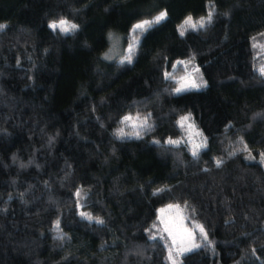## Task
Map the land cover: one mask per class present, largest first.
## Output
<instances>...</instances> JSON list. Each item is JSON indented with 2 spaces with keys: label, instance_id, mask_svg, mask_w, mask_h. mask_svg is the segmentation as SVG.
<instances>
[{
  "label": "trees",
  "instance_id": "trees-1",
  "mask_svg": "<svg viewBox=\"0 0 264 264\" xmlns=\"http://www.w3.org/2000/svg\"><path fill=\"white\" fill-rule=\"evenodd\" d=\"M0 25V264H264V0H0ZM182 63L200 89L175 92ZM130 116L146 127L121 137ZM183 117L195 155L168 143ZM169 205L199 245L183 256Z\"/></svg>",
  "mask_w": 264,
  "mask_h": 264
},
{
  "label": "rangeland",
  "instance_id": "rangeland-1",
  "mask_svg": "<svg viewBox=\"0 0 264 264\" xmlns=\"http://www.w3.org/2000/svg\"><path fill=\"white\" fill-rule=\"evenodd\" d=\"M169 16L166 15L165 19H167ZM163 19V20H165ZM154 20V19H153ZM151 20V21H153ZM162 20V21H163ZM185 21V20H184ZM183 21V22H184ZM161 22V21H160ZM183 22L181 24H183ZM143 23V22H142ZM140 24V23H139ZM157 23H154L152 25H155ZM180 24V25H181ZM151 25V26H152ZM150 26V27H151ZM150 27L146 26L145 30H139L136 29L130 37V45L124 50L121 58L125 60V57L129 54V48L132 47V55L134 54L135 48L137 44L139 43L138 38L135 35H139L141 32L146 31ZM116 42V41H115ZM117 44V43H116ZM116 44H112L109 52L107 53L108 57L111 59H119L118 53L120 52L119 46H116ZM114 54V56H112ZM182 73L180 75H177L173 77L174 82L176 83L177 88H180L182 85L186 86L185 89L181 92L188 91V90H198L199 87H192V84H197V81L195 80V70H188L187 64L182 63ZM176 88V89H177ZM176 92V90H175ZM179 92V93H181ZM177 93V92H176ZM3 94L0 91V119L2 118V122L0 125H3L6 123L9 119L6 117H2V110L8 111V113H11V110L7 105L4 103ZM131 117V116H130ZM132 119L129 121L123 120L122 129L124 132L123 137H135L137 136L136 133L140 132L146 127L141 126L144 123V119L138 118V117H131ZM11 119H13V115L11 113ZM147 122V121H146ZM133 125H136V127H133ZM180 125L184 128L185 131V137L180 141L178 144H186L188 143L189 147L192 148L195 151L199 150L200 148L204 147V141L199 134V132L196 130V128L193 126V124L189 120H184L182 123V119L180 121ZM120 135V133H119ZM121 136V135H120ZM121 136V137H122ZM177 145V144H176ZM199 146V147H197ZM158 220L159 223L164 230V232L168 235L170 243L173 247V252L179 256L186 255L190 252H192L197 247V243L194 239V229L189 228L186 226L185 219L183 217V214L178 209L177 206L169 205L162 207L158 210ZM166 225L171 229L172 235H169V232L165 230ZM197 229V228H196ZM197 230H200L199 228ZM173 239H175V243H173ZM172 258V257H171Z\"/></svg>",
  "mask_w": 264,
  "mask_h": 264
},
{
  "label": "snow or ice",
  "instance_id": "snow-or-ice-1",
  "mask_svg": "<svg viewBox=\"0 0 264 264\" xmlns=\"http://www.w3.org/2000/svg\"><path fill=\"white\" fill-rule=\"evenodd\" d=\"M166 17V13L164 12H161L159 16H157L153 21H145L143 23H140V24H137L134 26V31L136 29H139V30H145L146 26L150 27L152 24L154 23H159L160 21H162L163 19H165ZM211 21V13H209V16H208V22ZM205 25V21L203 19H201L200 21L196 22V23H193L192 21V18L189 16L184 22L183 24H181L179 26V32H180V35L183 36L184 33H185V29H186V26H190L191 28L193 29H196L197 26L199 27H204ZM3 26L0 25V28H2ZM49 27L55 31L57 29H59L61 32H64V33H68L70 31H74L76 30V28L78 27L77 25L75 24H70L67 20H64V19H60L59 21H53L52 23H50ZM264 35V34H262ZM255 46V45H254ZM125 61H127L128 63H131L132 62V47L130 46L129 48V54L125 57ZM124 61H122L123 63ZM198 71V69H197ZM262 72H264V69H261ZM165 77L168 78V74L165 73ZM192 87H199L200 85H197V84H192L191 85ZM186 86L182 85L180 88H177L176 89V92L179 93L181 91H183L185 89ZM132 118L131 117H125L124 120L125 121H129L131 120ZM189 119V117H183L182 118V123L184 120H187ZM146 121H147V118H145V121L144 123L141 125L142 127L143 126H146ZM133 127H136V125H133ZM120 135H124V132H123V129L120 130ZM137 136H139V132L136 133ZM168 143L170 144H178L180 143V141H174V140H169ZM199 147V146H197ZM195 155V152L193 153ZM262 156H264V153H262ZM219 163V162H218ZM77 195H79V192L77 193ZM81 215H85L87 216L88 219H92L91 216H88L86 213H82ZM97 223H103L102 220H99L97 219L96 221ZM59 226V222H57V227ZM199 227L200 229V232L201 233H204V229L202 226H197ZM165 230L169 232V235H172V231L171 229L166 225L165 227ZM204 238L207 239V235L204 234ZM173 243H175V239H173ZM196 247H199V245H195ZM171 258V256H170Z\"/></svg>",
  "mask_w": 264,
  "mask_h": 264
}]
</instances>
